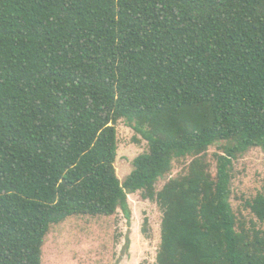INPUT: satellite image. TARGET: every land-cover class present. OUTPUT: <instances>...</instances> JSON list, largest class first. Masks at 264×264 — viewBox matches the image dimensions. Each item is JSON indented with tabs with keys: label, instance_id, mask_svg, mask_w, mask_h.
Here are the masks:
<instances>
[{
	"label": "trees",
	"instance_id": "obj_1",
	"mask_svg": "<svg viewBox=\"0 0 264 264\" xmlns=\"http://www.w3.org/2000/svg\"><path fill=\"white\" fill-rule=\"evenodd\" d=\"M121 121L149 146L124 183ZM255 148L264 0H0V264H43L68 219H130L139 192L163 213L155 264H264V194L249 220L231 202Z\"/></svg>",
	"mask_w": 264,
	"mask_h": 264
},
{
	"label": "rangeland",
	"instance_id": "obj_2",
	"mask_svg": "<svg viewBox=\"0 0 264 264\" xmlns=\"http://www.w3.org/2000/svg\"><path fill=\"white\" fill-rule=\"evenodd\" d=\"M117 131L115 168L124 183L134 170V160L147 153L149 146L126 121L118 124ZM216 152L219 153L217 147L211 148L210 156ZM190 162L191 159L176 163L171 175L159 182L158 190L169 179L183 174ZM231 190L233 209L241 211L249 220L252 216L244 208L245 202L264 194V149H252L235 161ZM129 205L130 219L119 211L113 217L71 218L53 226L43 249V264H155L161 245L163 213L155 202L143 200L140 192L129 195ZM147 220L149 225L145 233Z\"/></svg>",
	"mask_w": 264,
	"mask_h": 264
}]
</instances>
